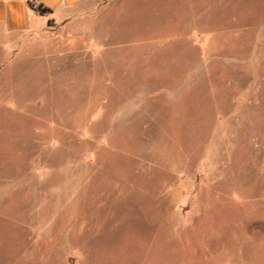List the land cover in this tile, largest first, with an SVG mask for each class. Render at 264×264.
<instances>
[{
    "label": "rangeland",
    "instance_id": "rangeland-1",
    "mask_svg": "<svg viewBox=\"0 0 264 264\" xmlns=\"http://www.w3.org/2000/svg\"><path fill=\"white\" fill-rule=\"evenodd\" d=\"M66 11L0 71V264H264V0Z\"/></svg>",
    "mask_w": 264,
    "mask_h": 264
},
{
    "label": "crops",
    "instance_id": "crops-1",
    "mask_svg": "<svg viewBox=\"0 0 264 264\" xmlns=\"http://www.w3.org/2000/svg\"><path fill=\"white\" fill-rule=\"evenodd\" d=\"M83 0H0V71L13 65L17 55L42 57L48 63L80 49L82 33L66 11ZM48 9L41 13L37 7ZM68 12L64 18L61 11ZM79 40V41H78Z\"/></svg>",
    "mask_w": 264,
    "mask_h": 264
},
{
    "label": "trees",
    "instance_id": "trees-1",
    "mask_svg": "<svg viewBox=\"0 0 264 264\" xmlns=\"http://www.w3.org/2000/svg\"><path fill=\"white\" fill-rule=\"evenodd\" d=\"M37 9H38L41 13L49 12L48 9L42 8L41 6H38Z\"/></svg>",
    "mask_w": 264,
    "mask_h": 264
}]
</instances>
